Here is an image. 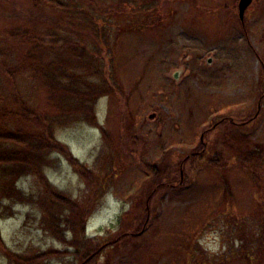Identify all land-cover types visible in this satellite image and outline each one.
<instances>
[{"label": "rangeland", "instance_id": "rangeland-1", "mask_svg": "<svg viewBox=\"0 0 264 264\" xmlns=\"http://www.w3.org/2000/svg\"><path fill=\"white\" fill-rule=\"evenodd\" d=\"M74 1L67 14L39 0H0V98L18 94L9 109L31 110L10 126L38 127L32 112L48 123L55 115L39 79L15 69L29 36L61 32L97 52L105 76L112 70L115 92L92 102L98 125H55L63 154L51 152L44 167L78 205L93 196L81 168L93 173L85 233L110 243L95 264H264V0H252L242 22L239 0ZM247 150L262 155L261 168L239 167ZM16 188L41 192L30 176ZM36 202L0 196V264L49 251L68 254L32 264H78L75 248L43 227L51 217Z\"/></svg>", "mask_w": 264, "mask_h": 264}, {"label": "trees", "instance_id": "trees-1", "mask_svg": "<svg viewBox=\"0 0 264 264\" xmlns=\"http://www.w3.org/2000/svg\"><path fill=\"white\" fill-rule=\"evenodd\" d=\"M39 1L58 12L72 14L77 11L72 5V3L75 4L74 0ZM91 25H88L89 29L97 32ZM27 41L29 50L21 57V61L15 69H18V73H21L24 78L39 79L42 87L46 89L49 99L53 102L55 115L48 123L32 112V116L35 117L33 119L39 120L38 127L32 125L23 127L18 123L16 126H10L8 122L11 120L28 119L27 114L30 115L31 110L23 104L24 112L20 116L9 109L19 103L18 94L14 101L9 103L2 102L0 98V180L4 179L3 184L0 185V196L9 200L30 203L34 200L37 201L36 203L39 204L43 214L51 217L48 222H45L46 219L41 222L43 227L51 232L56 240L59 239L58 241L75 248V252L71 256H74L78 264H95L100 248L101 250L107 249L110 243L105 246L96 244L85 233L90 214L89 209L98 193L93 173L81 168L79 175L93 196L78 205L51 186L44 174V167L48 164L47 157L51 152L63 154V147L54 139L55 125L63 126L68 122L79 120L93 126L98 125L92 102L100 97L111 96L115 92L109 82L115 83L113 82L114 77L111 76L112 70L105 76L103 60L97 56L98 53L95 51L90 53L85 47L86 45L82 43L83 46H81V43L70 39L69 36L61 32L48 33L39 39L29 36ZM92 79L98 80V83ZM17 86L18 84L14 80L12 87L18 92ZM26 126L29 127L28 130H26ZM195 157L192 156L188 160L192 161ZM211 159L208 160L213 163L214 161ZM70 161L76 170L79 169L74 160L70 159ZM237 163L239 167L261 168L263 157L259 152L247 150L243 156L238 157ZM24 176L37 179L41 186V192L37 199L16 188V181ZM162 187L164 186L160 188ZM64 211L69 213V217L63 219L61 214ZM66 230L72 233L70 243L65 239L63 233ZM116 245L113 247L116 248ZM6 252L16 262L22 261L20 256L7 250ZM63 254H68V252L49 251L39 256L28 257L25 261L27 264H32L33 260H47Z\"/></svg>", "mask_w": 264, "mask_h": 264}, {"label": "water", "instance_id": "water-1", "mask_svg": "<svg viewBox=\"0 0 264 264\" xmlns=\"http://www.w3.org/2000/svg\"><path fill=\"white\" fill-rule=\"evenodd\" d=\"M252 0H239L238 3V9H239V19L242 22L243 20V12L247 8V6L251 3ZM154 116L151 115L150 119H152Z\"/></svg>", "mask_w": 264, "mask_h": 264}]
</instances>
